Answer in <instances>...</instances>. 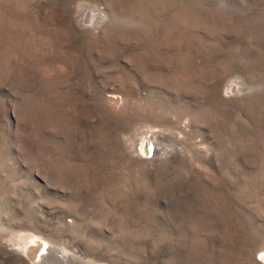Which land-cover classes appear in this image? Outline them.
I'll list each match as a JSON object with an SVG mask.
<instances>
[{"label": "rangeland", "instance_id": "rangeland-1", "mask_svg": "<svg viewBox=\"0 0 264 264\" xmlns=\"http://www.w3.org/2000/svg\"><path fill=\"white\" fill-rule=\"evenodd\" d=\"M0 264H264V0H0Z\"/></svg>", "mask_w": 264, "mask_h": 264}, {"label": "bare ground", "instance_id": "bare-ground-1", "mask_svg": "<svg viewBox=\"0 0 264 264\" xmlns=\"http://www.w3.org/2000/svg\"><path fill=\"white\" fill-rule=\"evenodd\" d=\"M142 147H143V146H142ZM41 246H43V245H41ZM52 249H53V247H52V246H48V247H47V250H52ZM53 250H54V249H53ZM53 250H52V251H53ZM54 251H57V252H59V250H58V249H56V248H55V250H54ZM49 252H50V251H49ZM49 252H48V253H49ZM63 255H64V254H63Z\"/></svg>", "mask_w": 264, "mask_h": 264}, {"label": "water", "instance_id": "water-1", "mask_svg": "<svg viewBox=\"0 0 264 264\" xmlns=\"http://www.w3.org/2000/svg\"><path fill=\"white\" fill-rule=\"evenodd\" d=\"M143 147H142V150H143V152L145 153L146 152V144H145V141H143V145H142Z\"/></svg>", "mask_w": 264, "mask_h": 264}]
</instances>
